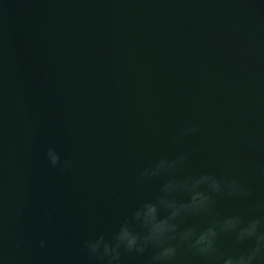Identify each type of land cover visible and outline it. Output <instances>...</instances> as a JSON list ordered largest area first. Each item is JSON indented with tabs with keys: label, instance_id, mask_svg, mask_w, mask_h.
Listing matches in <instances>:
<instances>
[{
	"label": "water",
	"instance_id": "obj_1",
	"mask_svg": "<svg viewBox=\"0 0 264 264\" xmlns=\"http://www.w3.org/2000/svg\"><path fill=\"white\" fill-rule=\"evenodd\" d=\"M0 264H264V0H0Z\"/></svg>",
	"mask_w": 264,
	"mask_h": 264
},
{
	"label": "clouds",
	"instance_id": "obj_2",
	"mask_svg": "<svg viewBox=\"0 0 264 264\" xmlns=\"http://www.w3.org/2000/svg\"><path fill=\"white\" fill-rule=\"evenodd\" d=\"M52 153H54L53 151H49L48 155H52ZM59 161V157L57 155L53 156L52 158V164L56 165ZM152 212H155V208L154 207H149V214H151ZM130 238V239H129ZM121 239H129V249L131 248L132 245L136 244L137 242V238L135 236H133L130 232L125 231L122 234ZM43 246V245H41ZM172 250H168L165 255L170 254Z\"/></svg>",
	"mask_w": 264,
	"mask_h": 264
}]
</instances>
